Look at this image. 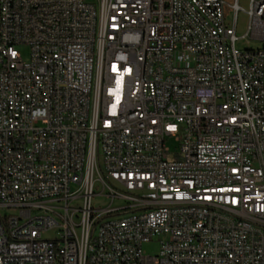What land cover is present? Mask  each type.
I'll list each match as a JSON object with an SVG mask.
<instances>
[{"label": "built area", "instance_id": "obj_1", "mask_svg": "<svg viewBox=\"0 0 264 264\" xmlns=\"http://www.w3.org/2000/svg\"><path fill=\"white\" fill-rule=\"evenodd\" d=\"M0 264H264V0H0Z\"/></svg>", "mask_w": 264, "mask_h": 264}, {"label": "rangeland", "instance_id": "obj_2", "mask_svg": "<svg viewBox=\"0 0 264 264\" xmlns=\"http://www.w3.org/2000/svg\"><path fill=\"white\" fill-rule=\"evenodd\" d=\"M241 7L246 10L247 9V0H240ZM246 16L243 12L239 13L238 15V26H237V35L240 37L242 36L246 31ZM237 48L244 49V48H257L260 46V43L255 41H239L237 43ZM18 51L21 53V57L24 61L29 60V48L26 46H19ZM168 147L171 149V151H174L175 149V143L168 142ZM93 202L96 204V206H102L105 207L108 204V201L103 198H94ZM2 212L4 214H14L17 215V210H7L3 209ZM50 234H46L45 237L49 236ZM144 253L146 255H156L159 251V245L157 240H152L151 242L143 244L142 247Z\"/></svg>", "mask_w": 264, "mask_h": 264}]
</instances>
